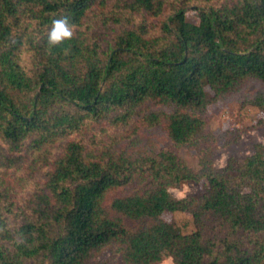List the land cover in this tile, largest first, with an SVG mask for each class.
Wrapping results in <instances>:
<instances>
[{
  "label": "trees",
  "instance_id": "1",
  "mask_svg": "<svg viewBox=\"0 0 264 264\" xmlns=\"http://www.w3.org/2000/svg\"><path fill=\"white\" fill-rule=\"evenodd\" d=\"M65 16L73 39L49 47ZM249 79L264 84V0H0V264H109L107 248L121 264H264V142L223 167L207 144L208 104ZM248 102L264 112V90ZM104 119L115 133L79 137ZM141 123L204 152L201 168L126 146L118 131Z\"/></svg>",
  "mask_w": 264,
  "mask_h": 264
},
{
  "label": "rangeland",
  "instance_id": "2",
  "mask_svg": "<svg viewBox=\"0 0 264 264\" xmlns=\"http://www.w3.org/2000/svg\"><path fill=\"white\" fill-rule=\"evenodd\" d=\"M187 16L191 22L198 23L200 21L194 8L188 9ZM100 23L101 21L94 22V25L99 26ZM99 28L109 32L107 37L114 30L105 27ZM207 89L214 94L210 88ZM262 90H264V84L260 80L249 79L244 81L236 92L220 97L208 104L205 117L207 120L206 131L209 132L210 138L207 140V144L208 152L215 167L225 166L231 157L241 161L254 153L256 143L264 142V128L259 126V120L264 117V112L248 102L249 98ZM101 127H106L110 133L116 132L115 128L110 127L107 120L104 119L88 122L78 135L87 139L89 136L98 133ZM130 127L123 126L118 131L122 135L127 133L132 135L124 141L126 146L130 145L134 149L151 146L155 148L168 147L176 151L192 169L199 170L201 168L204 152L191 146H175L159 125L150 126L141 123L135 131L131 130ZM203 181L187 182L178 187H171L170 190L177 197L197 195L202 188ZM162 217L168 222H174L184 233L195 230L194 218L190 212L165 211ZM97 259L109 262V264H121L120 259L109 248L101 251L97 255ZM159 264H174V261L172 257H166Z\"/></svg>",
  "mask_w": 264,
  "mask_h": 264
},
{
  "label": "clouds",
  "instance_id": "3",
  "mask_svg": "<svg viewBox=\"0 0 264 264\" xmlns=\"http://www.w3.org/2000/svg\"><path fill=\"white\" fill-rule=\"evenodd\" d=\"M74 34V28L69 23L68 17L53 19L51 27L47 32V45L49 47L62 45L65 41L73 39Z\"/></svg>",
  "mask_w": 264,
  "mask_h": 264
}]
</instances>
